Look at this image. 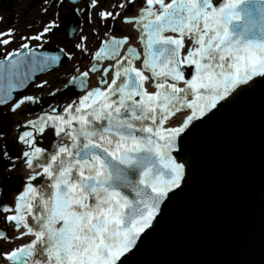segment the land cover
I'll return each mask as SVG.
<instances>
[{
	"label": "snow or ice",
	"instance_id": "1",
	"mask_svg": "<svg viewBox=\"0 0 264 264\" xmlns=\"http://www.w3.org/2000/svg\"><path fill=\"white\" fill-rule=\"evenodd\" d=\"M70 5L74 20L61 15ZM41 11L0 60V108L14 117L0 128V264H124L184 185L190 131L264 79V0H42ZM57 33L74 42L44 50ZM14 40L0 32V47ZM65 64L59 83L37 86L51 87L47 101L17 95Z\"/></svg>",
	"mask_w": 264,
	"mask_h": 264
},
{
	"label": "water",
	"instance_id": "2",
	"mask_svg": "<svg viewBox=\"0 0 264 264\" xmlns=\"http://www.w3.org/2000/svg\"><path fill=\"white\" fill-rule=\"evenodd\" d=\"M190 140L184 185L124 264H264V79L223 101Z\"/></svg>",
	"mask_w": 264,
	"mask_h": 264
},
{
	"label": "flooded vegetation",
	"instance_id": "3",
	"mask_svg": "<svg viewBox=\"0 0 264 264\" xmlns=\"http://www.w3.org/2000/svg\"><path fill=\"white\" fill-rule=\"evenodd\" d=\"M41 9L42 0H0V32L8 29L15 30L14 42L6 47H0V57H3V53L20 46L23 42L22 35L34 34V30L38 29L46 19ZM60 11H66V9L63 8Z\"/></svg>",
	"mask_w": 264,
	"mask_h": 264
},
{
	"label": "bare ground",
	"instance_id": "4",
	"mask_svg": "<svg viewBox=\"0 0 264 264\" xmlns=\"http://www.w3.org/2000/svg\"><path fill=\"white\" fill-rule=\"evenodd\" d=\"M20 173H22V172L20 171Z\"/></svg>",
	"mask_w": 264,
	"mask_h": 264
}]
</instances>
